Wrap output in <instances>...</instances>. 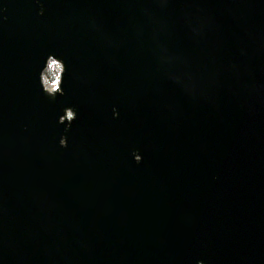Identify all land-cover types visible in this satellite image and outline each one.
Returning a JSON list of instances; mask_svg holds the SVG:
<instances>
[{
	"label": "water",
	"instance_id": "95a60500",
	"mask_svg": "<svg viewBox=\"0 0 264 264\" xmlns=\"http://www.w3.org/2000/svg\"><path fill=\"white\" fill-rule=\"evenodd\" d=\"M0 264H264V0H0Z\"/></svg>",
	"mask_w": 264,
	"mask_h": 264
},
{
	"label": "clouds",
	"instance_id": "9594fccd",
	"mask_svg": "<svg viewBox=\"0 0 264 264\" xmlns=\"http://www.w3.org/2000/svg\"><path fill=\"white\" fill-rule=\"evenodd\" d=\"M49 59L51 58L49 57ZM62 72H64L63 65L61 63H57L56 61L52 60L49 63L48 68L40 73L39 82L44 85L42 90L48 96L53 98L57 96V95H52V93L55 91V88H58L62 83V78H61ZM63 94H64V90L62 88L59 92V95H63ZM76 118H77V112L72 107H67L64 109V114L59 117V123L63 124L65 120H67L68 121V124L66 126V130H67V128H70L72 121H74ZM60 145L61 147L67 146V137H61ZM136 160L140 161V157L137 156Z\"/></svg>",
	"mask_w": 264,
	"mask_h": 264
},
{
	"label": "rangeland",
	"instance_id": "374dc122",
	"mask_svg": "<svg viewBox=\"0 0 264 264\" xmlns=\"http://www.w3.org/2000/svg\"><path fill=\"white\" fill-rule=\"evenodd\" d=\"M58 63V62H57ZM49 66V65H48ZM55 87V86H54Z\"/></svg>",
	"mask_w": 264,
	"mask_h": 264
}]
</instances>
